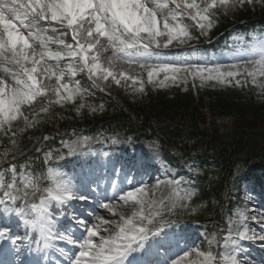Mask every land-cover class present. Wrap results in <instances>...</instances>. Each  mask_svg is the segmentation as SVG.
<instances>
[{"label":"trees","instance_id":"obj_1","mask_svg":"<svg viewBox=\"0 0 264 264\" xmlns=\"http://www.w3.org/2000/svg\"><path fill=\"white\" fill-rule=\"evenodd\" d=\"M176 1L191 16L203 19V25L177 18L170 8L161 15L171 27L162 38L140 33L141 39H136L118 28L101 40L104 43L97 59L107 58L112 51L121 59L132 88H112L105 95L86 81L70 83L59 74L43 79L44 98L37 105H21L24 130L14 137L0 131V164L22 157L0 168V192L17 203L24 199L36 202L53 184L43 155L52 150L50 156L54 157L53 151L57 153L61 147L56 131L85 125L98 131L109 129L95 134L145 138L170 148L185 162L190 178L177 186L156 222L196 223L205 226L208 234L222 237L231 225L239 227L234 216L236 203L225 200L231 187L229 176L235 167L264 161V0ZM233 27L234 32L256 28L259 37L250 39L248 60L191 66L129 60L132 52L150 58L157 50L170 48L205 50L204 45L225 33L213 48L202 51L203 57L239 52L244 46L234 42L236 34L229 36ZM83 34L90 41L98 38L93 30H83ZM88 103H100L101 110L88 111ZM38 111L46 120L36 125ZM237 191V204L246 207L251 205V197L258 196L257 189L252 193L237 186ZM244 226L251 238H263L254 219H245Z\"/></svg>","mask_w":264,"mask_h":264},{"label":"rangeland","instance_id":"obj_2","mask_svg":"<svg viewBox=\"0 0 264 264\" xmlns=\"http://www.w3.org/2000/svg\"><path fill=\"white\" fill-rule=\"evenodd\" d=\"M21 1H28L29 3H32L33 1L37 2L33 5L41 8V13L45 14L46 20L48 21L64 24L69 28H77L78 37L82 40V42H84L82 56L87 57V61L83 60L81 62L84 71L88 77L92 78L96 82L101 91L107 94L111 93L112 88L130 89L132 88V83H130L129 79L126 77L125 73L127 72L125 68L113 56L108 55L107 58L100 60L97 59V57L101 54L99 47L104 43L101 41V38H104L105 36V20L104 18H100L99 14H92L94 12L92 10L95 8L99 13H102L103 11L107 13V21L110 24H119L129 30L136 29L147 36L154 35L162 38L170 31L168 30L167 24L164 20L156 14L149 12L152 11V8L156 9L158 7L168 5L170 0ZM2 10H4V8ZM2 14L4 13L0 11V16ZM197 22L201 25L203 23L201 20H198ZM12 23V20L7 14L3 19L0 18V49H3L7 45V42L11 46L17 43L15 50L21 54L19 59L24 58L22 61L27 62L26 57L31 56V54H29L30 52L28 53L31 48L29 46L30 40L27 39L25 34L22 32L15 30ZM83 30H87L89 32L94 30L98 38L90 41L89 38L83 34ZM5 36L7 39H5ZM79 49L80 48H74L68 52L72 56H78L80 54ZM29 61L32 65H34L33 59ZM63 61V58L50 60L49 64L45 65V67H37L34 65L29 68L25 67L27 70L23 67L24 69L21 68V71L17 69L15 64H12L11 66L14 68L16 73L14 72L11 76H5L4 73L9 71L10 66L5 60H0V123H5L10 130H20L23 125L20 109L21 104L25 101H31L38 95L43 94V79H46L47 75L52 72V69L56 68L58 63L62 64ZM46 97L48 99L50 98L49 95ZM99 107V103H88L86 105V108L91 111H96ZM37 117L39 118L38 121L45 118L43 113H39ZM70 143L73 144L72 152L74 157H81L82 155V157L84 156L88 159L90 152L95 154L96 164L94 165L97 167V164H99L100 168H103V175L101 177H103L104 174H107V171L105 170V163H108L109 169H112L115 164V159L119 156L122 157L124 152L122 149L125 144L120 143L117 139H115L114 145L115 147L117 146L119 150L111 151L104 155L100 153L102 141L99 142L98 140H94L90 137L76 136ZM93 145L94 148L91 150ZM128 153L129 157L135 153H139V155L140 153L145 155L147 154V159H154L155 164L158 165L159 169L163 172L166 171L168 174L171 173L174 175V171L168 167H164L163 157L165 153H163L161 149L154 147L152 144L140 146L138 150H129ZM106 158L108 162H105ZM95 175H98V173H95ZM95 175L93 177H95ZM134 181V179L130 180L126 177L120 179L118 182L116 181V178L112 180L107 178V182L109 183L108 185L112 188L111 194L115 197L112 204L117 205L116 208L119 209L120 212H126L130 210L131 207L136 208L137 212L134 214L136 219L147 216L151 211L156 212L164 208L170 189L169 184L167 183L166 173L156 180L154 178L146 177L145 180L137 182V185L135 186H133ZM70 182L71 181L68 182V178L63 173L60 174L57 177L55 193L51 194L50 197L52 199H56L57 195L65 193L68 197L75 198L78 195V191L73 187L74 185L70 184ZM102 183L105 184L103 181ZM123 185L128 186V188ZM119 187H121L122 192H119L121 190ZM115 194L116 196H114ZM46 205L50 206L49 203H46ZM101 205L104 206L105 203H101ZM6 214L9 218L11 217L8 212ZM237 216L239 217V221L242 220L243 215L241 212H238ZM48 224L50 225L49 221ZM134 225L133 220L128 219L121 227H119L117 234L114 235V238L112 239L102 240L101 238L103 235H110L113 231L110 224L106 225L100 222L98 227L95 226L89 233L94 235L98 240H102L99 245L101 248L99 254L107 255L105 254V249L107 247H112L117 250L116 246H118V244L120 245V243L134 240L135 237L142 233V231L137 229L138 227L136 228ZM131 228L135 229L134 236L128 234L131 232ZM237 235L246 236V231L242 229L241 232L238 233V230L236 229L231 230V235L226 238L228 241L226 246L228 250L221 255V258L210 250L204 249L203 252L200 253L199 250H193L194 248L184 246L181 251L182 253L172 262V264H211L213 262L216 263L218 260L221 261L220 264H235L237 252H234L231 248L234 246L232 241L235 237H237ZM140 238H142V236H139L138 239ZM206 239L208 244L211 246L216 243L215 237L205 238V240ZM176 248L179 249V247Z\"/></svg>","mask_w":264,"mask_h":264}]
</instances>
